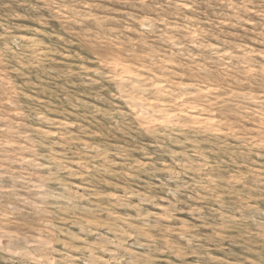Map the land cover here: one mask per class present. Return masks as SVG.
Returning a JSON list of instances; mask_svg holds the SVG:
<instances>
[{
    "label": "rangeland",
    "instance_id": "374dc122",
    "mask_svg": "<svg viewBox=\"0 0 264 264\" xmlns=\"http://www.w3.org/2000/svg\"><path fill=\"white\" fill-rule=\"evenodd\" d=\"M0 264H264V0H0Z\"/></svg>",
    "mask_w": 264,
    "mask_h": 264
},
{
    "label": "bare ground",
    "instance_id": "6f19581e",
    "mask_svg": "<svg viewBox=\"0 0 264 264\" xmlns=\"http://www.w3.org/2000/svg\"><path fill=\"white\" fill-rule=\"evenodd\" d=\"M151 90V89H150ZM165 119V118H164Z\"/></svg>",
    "mask_w": 264,
    "mask_h": 264
}]
</instances>
